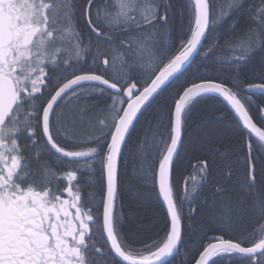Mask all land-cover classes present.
Returning a JSON list of instances; mask_svg holds the SVG:
<instances>
[{
	"label": "snow or ice",
	"instance_id": "obj_1",
	"mask_svg": "<svg viewBox=\"0 0 264 264\" xmlns=\"http://www.w3.org/2000/svg\"><path fill=\"white\" fill-rule=\"evenodd\" d=\"M254 92L264 0H0V264H170L182 246L179 264H264ZM129 158L159 208L135 230L118 203ZM206 183L227 199L205 219L189 185Z\"/></svg>",
	"mask_w": 264,
	"mask_h": 264
},
{
	"label": "trees",
	"instance_id": "obj_2",
	"mask_svg": "<svg viewBox=\"0 0 264 264\" xmlns=\"http://www.w3.org/2000/svg\"><path fill=\"white\" fill-rule=\"evenodd\" d=\"M247 22V18L241 19V26H245ZM210 45V41H205L204 47L202 48L201 52L207 51L208 47ZM221 47H224V45H221ZM237 55L236 52H226V51H220L219 49L214 51L211 56L213 59L219 60V61H228L233 56ZM199 60V57L197 58ZM222 68L225 72L228 71L229 66L226 63L222 64ZM260 68V53L257 52L256 55L253 57L251 61H249L248 65L243 69V74L240 77V79L243 80V87H247L248 84L251 83H260L261 80L257 76V72ZM234 77H230L232 79ZM252 97L256 102L259 104L261 101H264V95H261L260 93H251ZM217 107L224 109V105H217ZM218 114V113H217ZM214 124L219 125V121H214ZM213 149H215L218 146H212ZM197 164V160L193 159L191 161V165L188 167V171L185 173V177L191 173L195 174V165ZM144 165V161L140 158H129L127 160H121L120 161V178H119V184H120V200L119 205L122 208V211L125 215H128L129 213H132L131 220L128 224V227L135 230L138 227L137 221L140 219V217L143 215V212L145 210H156L158 211V204L154 201L148 200L144 201L143 199V192L146 191L145 189H140L141 196H137V189L141 185V179H140V170L142 169ZM211 179V178H210ZM235 184L236 181H233ZM193 187H196L197 190L200 192V195L196 198V203L193 205L194 208H200L201 205H205V201L207 200V204L205 207L201 208V212L205 213L204 218L206 219V209L212 207L213 199L217 201H224L227 199L226 196H217L212 197V192L215 191L217 188L220 187L219 184H212V183H206L202 188L199 185H189V189H192ZM243 195V193H236L233 195ZM218 207L220 205H217ZM153 220H155V216L151 217ZM191 247V245H189ZM184 255V248L181 247L180 253H178L174 258L170 260V264H179V261L181 257Z\"/></svg>",
	"mask_w": 264,
	"mask_h": 264
},
{
	"label": "flooded vegetation",
	"instance_id": "obj_3",
	"mask_svg": "<svg viewBox=\"0 0 264 264\" xmlns=\"http://www.w3.org/2000/svg\"><path fill=\"white\" fill-rule=\"evenodd\" d=\"M39 162H40L41 164H44V163H46L47 161H46L45 159H41ZM66 167H67L66 164L60 166L61 169H64V168H66Z\"/></svg>",
	"mask_w": 264,
	"mask_h": 264
},
{
	"label": "water",
	"instance_id": "obj_4",
	"mask_svg": "<svg viewBox=\"0 0 264 264\" xmlns=\"http://www.w3.org/2000/svg\"><path fill=\"white\" fill-rule=\"evenodd\" d=\"M172 258H174V257H172ZM172 258H170V260H171Z\"/></svg>",
	"mask_w": 264,
	"mask_h": 264
}]
</instances>
